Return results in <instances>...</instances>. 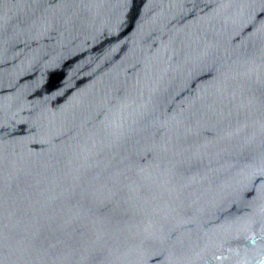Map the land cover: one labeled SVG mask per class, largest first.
<instances>
[{
  "label": "water",
  "instance_id": "1",
  "mask_svg": "<svg viewBox=\"0 0 264 264\" xmlns=\"http://www.w3.org/2000/svg\"><path fill=\"white\" fill-rule=\"evenodd\" d=\"M0 264H264V0H0Z\"/></svg>",
  "mask_w": 264,
  "mask_h": 264
}]
</instances>
